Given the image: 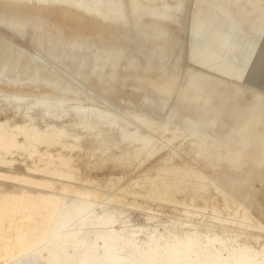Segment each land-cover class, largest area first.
<instances>
[{
    "label": "bare ground",
    "instance_id": "1",
    "mask_svg": "<svg viewBox=\"0 0 264 264\" xmlns=\"http://www.w3.org/2000/svg\"><path fill=\"white\" fill-rule=\"evenodd\" d=\"M229 2L198 0L193 13L194 0H0V27L26 44L0 35V92L105 105L124 129L133 126L151 136L172 130L207 137L219 129L249 148L248 156L262 167L264 90L254 85L264 83V46L249 35L260 36L264 44V0H239V10ZM54 14L73 16V27L66 30L64 22L52 19ZM188 57L213 69L190 67ZM243 78L247 81L239 84ZM123 88H138L136 105L123 96ZM117 94L124 106L120 110L106 98ZM11 140L10 131L1 127L0 142ZM193 177L175 176L172 182L183 192L194 187L195 201L210 186L201 176L188 186ZM212 204L199 210L185 204L183 210L199 219ZM230 211L232 217L238 210L224 197L212 218ZM93 215L103 219L91 210L52 212L49 226L37 228L28 240L38 251V263L123 264L108 244L95 245L94 237L84 240L79 231L66 234ZM49 230L52 239L43 235ZM30 256L27 249L18 257ZM235 264H264V252Z\"/></svg>",
    "mask_w": 264,
    "mask_h": 264
},
{
    "label": "rangeland",
    "instance_id": "2",
    "mask_svg": "<svg viewBox=\"0 0 264 264\" xmlns=\"http://www.w3.org/2000/svg\"><path fill=\"white\" fill-rule=\"evenodd\" d=\"M229 3L236 10L243 6L239 0ZM52 19L64 22L66 30L73 27V16L54 14ZM0 33L26 45L2 27ZM249 37L264 46L260 36ZM186 62L213 69L192 57ZM257 85L264 90V83ZM122 93L134 105L139 102L138 88H123ZM106 98L124 108L118 94ZM112 111L91 102L0 92V131L8 129L12 138L9 144L0 142V264H39L38 251L28 240L37 228L49 226L52 212L75 209L103 219L86 217L84 225L66 234L79 231L84 240L94 237L95 245L108 244L123 264H235L264 252V166L248 156L249 148L219 129L207 137L124 129L113 121ZM186 174L194 176L188 186L199 176L207 179L210 189L203 198L194 201V187L183 192L172 182ZM224 197L237 213L212 218ZM185 204L195 206L189 210L212 205L195 219L193 211L183 210ZM43 235L54 238L51 230ZM27 249L31 256L21 260L19 254Z\"/></svg>",
    "mask_w": 264,
    "mask_h": 264
},
{
    "label": "water",
    "instance_id": "3",
    "mask_svg": "<svg viewBox=\"0 0 264 264\" xmlns=\"http://www.w3.org/2000/svg\"><path fill=\"white\" fill-rule=\"evenodd\" d=\"M0 35H2V36H5L6 34H4V33H0ZM14 35V34H13ZM14 36H17V35H14ZM1 42V41H0ZM1 45V44H0ZM3 47V46H2ZM2 47H0V50H1V48ZM0 57H1V59L4 57V53H3V55L1 54V51H0Z\"/></svg>",
    "mask_w": 264,
    "mask_h": 264
}]
</instances>
